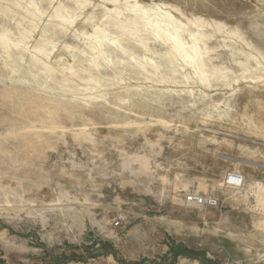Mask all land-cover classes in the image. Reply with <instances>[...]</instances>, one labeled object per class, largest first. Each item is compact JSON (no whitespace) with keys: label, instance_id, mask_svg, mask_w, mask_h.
Masks as SVG:
<instances>
[{"label":"rangeland","instance_id":"1","mask_svg":"<svg viewBox=\"0 0 264 264\" xmlns=\"http://www.w3.org/2000/svg\"><path fill=\"white\" fill-rule=\"evenodd\" d=\"M0 264H264V0H0Z\"/></svg>","mask_w":264,"mask_h":264},{"label":"built area","instance_id":"2","mask_svg":"<svg viewBox=\"0 0 264 264\" xmlns=\"http://www.w3.org/2000/svg\"><path fill=\"white\" fill-rule=\"evenodd\" d=\"M244 176L239 172H230L225 177V183L240 187L244 184ZM184 201L188 204H195L204 207H215L219 203L218 197L213 193H202L198 189L192 187L188 194L184 197Z\"/></svg>","mask_w":264,"mask_h":264},{"label":"bare ground","instance_id":"3","mask_svg":"<svg viewBox=\"0 0 264 264\" xmlns=\"http://www.w3.org/2000/svg\"><path fill=\"white\" fill-rule=\"evenodd\" d=\"M136 4V3H135ZM137 5V4H136ZM144 7V6H143ZM171 39L172 41L175 42V46H178L179 45V37L177 35H171Z\"/></svg>","mask_w":264,"mask_h":264}]
</instances>
